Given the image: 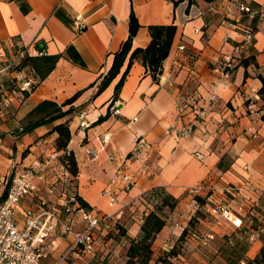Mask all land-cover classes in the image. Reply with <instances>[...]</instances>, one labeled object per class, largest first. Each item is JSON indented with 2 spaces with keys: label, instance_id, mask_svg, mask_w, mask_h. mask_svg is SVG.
I'll use <instances>...</instances> for the list:
<instances>
[{
  "label": "crops",
  "instance_id": "0c3cea01",
  "mask_svg": "<svg viewBox=\"0 0 264 264\" xmlns=\"http://www.w3.org/2000/svg\"><path fill=\"white\" fill-rule=\"evenodd\" d=\"M188 1L0 0V52L59 56L43 81L29 76L27 80L35 86L28 97L22 98L21 90H2L6 100L0 103V123L4 125L0 127V175L13 170L14 162L25 169L53 158L51 142L56 138L55 133H49L50 125L15 141L5 125L17 124L42 101L61 105L81 92L72 104L73 112L52 125L68 124L71 139L67 149L78 169L75 187L65 186L68 174L58 159L51 160L53 172L46 183L35 182L50 204L69 194L70 189L71 195L89 205L99 225L104 217L120 221L126 235L136 238L141 219L148 212L142 197L153 188L181 198L187 190L210 180L216 188L231 185L252 194L263 192L264 110L258 77L264 79V0H190L189 5ZM240 4L258 12L256 31L230 77L224 78V60L243 38L238 24ZM130 7L140 26L132 49L149 44L148 27L176 26L161 76L154 83L145 68L135 62L116 98L114 88L120 75L94 96L111 67L112 55L128 37ZM76 18L84 25L81 31ZM251 58L253 63L240 64ZM113 108H118L117 115H112ZM80 121L88 128H78ZM184 128H191V134L177 137ZM106 133L110 138L101 145L96 137ZM137 138L143 139L144 146L133 155L130 152ZM88 147L97 148L95 161L87 160ZM24 151L26 156L21 158ZM13 153L15 160L9 158ZM110 156L116 160L110 161ZM225 156L230 161L218 169ZM119 171L134 181L128 192L117 179ZM60 188L63 191L59 194ZM53 189H58L57 196ZM188 203L183 197L180 205ZM27 208L36 210V198L29 196L16 208L20 226ZM72 216L65 218L74 225ZM58 231L59 226L45 240L41 264H84L77 249L68 247L71 240ZM171 231L167 226L160 231L151 247L153 252L167 248L163 246ZM123 248L116 247L113 254ZM115 255H111V264L120 260Z\"/></svg>",
  "mask_w": 264,
  "mask_h": 264
},
{
  "label": "rangeland",
  "instance_id": "374dc122",
  "mask_svg": "<svg viewBox=\"0 0 264 264\" xmlns=\"http://www.w3.org/2000/svg\"><path fill=\"white\" fill-rule=\"evenodd\" d=\"M25 56L26 53L22 51L0 52V103L6 100L2 90H13L17 93L22 83L32 74L29 68L18 70ZM2 126L4 125L0 123V127ZM17 126V124L5 125L10 128V132H13ZM2 133L0 131V135ZM24 156L26 151L22 152L21 158ZM9 158L15 160L16 156L13 153ZM229 161V156L223 158L225 166ZM18 167L17 169H20ZM12 176L11 169L7 174L0 175V178H3V182L0 179V198L6 192ZM56 191L53 193L57 196ZM62 191L63 189L60 188L59 194ZM71 193L69 189V194L66 192V196H72ZM165 194L168 193L164 190L156 191L155 194L149 191L143 196L142 204L146 206L147 211L159 208L157 212L165 219L166 226L172 230L165 241L166 245L163 246L167 248L154 251L150 264H154L155 261H160L159 263L162 264H247V260H252L262 247L264 191L252 194L249 191L237 190L231 185L213 187L204 202L205 205H200L198 201L194 202L193 196L185 194L183 197L189 199L188 205L181 207L180 202L183 197L178 198L177 205L172 211L160 206ZM224 211H227V214H224ZM62 213L64 217L67 216L63 209ZM72 217L75 220V224L72 225L74 231L85 229V222L79 220L80 223H76L79 219L77 213H73ZM107 221L106 227L103 226L104 223L102 225L98 223L92 231L93 255L82 254L80 249H77L79 260L84 264H111L110 258L111 255H115L113 253L116 247H128V238L120 232V225H115L110 218ZM70 245L69 242L68 247ZM172 248L176 255L168 258L165 253ZM124 250L125 248L119 250L114 256L115 259L120 258L118 264L125 262Z\"/></svg>",
  "mask_w": 264,
  "mask_h": 264
},
{
  "label": "trees",
  "instance_id": "16d2710c",
  "mask_svg": "<svg viewBox=\"0 0 264 264\" xmlns=\"http://www.w3.org/2000/svg\"><path fill=\"white\" fill-rule=\"evenodd\" d=\"M190 3L191 1L189 0L188 5ZM241 6L244 5L240 4V19L238 21V24L241 29L249 30L254 34L256 31L258 12L254 11L253 7L250 5L244 6L248 9V12L242 10ZM250 13H254L252 19L249 18ZM139 28L140 26L136 20L132 7H130L128 16V37L121 44L118 51L112 55L111 67L100 81L94 96L100 95L110 85V83L118 75H120L119 81L114 88V98H116L129 73L131 66L135 62L140 63L145 68V71L148 72L154 83H158V80L162 73L163 62L168 56L176 33V26L172 24L148 27L147 31L150 37L149 44L145 48L132 49V40L138 32ZM241 53L234 57L235 61L232 72L234 71L237 63L240 60ZM58 60V55H26L20 62L18 70L22 68H29V70L32 72L33 77L36 78L38 82H41L54 70ZM249 62L253 63L254 59L251 58V60H241L240 64L247 65L249 64ZM124 66L125 68L123 72H121V69ZM258 79L261 83V88L258 91V95L262 102V110H264V79L262 77H258ZM34 86L35 83L32 84L29 91H22V98L28 97L29 92L33 90ZM80 93L81 92H77L61 105H58L52 101L40 102L33 109H31L20 121H18V126L15 127L14 131L12 132L13 137L16 140H19L21 137L31 134L37 128L51 125V130L49 133L56 134V138L51 142V144L55 152L58 154L57 159L59 164L66 170L68 174L66 182H64L65 186H69L70 188L75 187V177L78 173L77 164L73 153L70 151V156H66L64 154V152L68 150L67 144L71 139V133L66 121L55 126L52 125L55 122L68 117L73 112L72 104L80 95ZM262 119H264V114L262 115ZM223 158L218 163V169L225 167V165L223 164ZM210 183V180H206L200 183V185L204 187V190L196 195H192L194 197V202L198 201L200 202V205L204 204V202L209 197V191L213 188ZM53 191H55V189H53ZM150 191L155 194L156 191L163 192V189L153 188ZM5 194L6 192L0 198V201L4 198ZM72 196H74L75 200L78 202V209H82L84 211L91 210L89 205L80 197H78L77 195ZM177 200L178 198H174L169 194H165L161 199L160 206L166 207L169 211H172L177 205ZM157 211H159V208H157L156 210L151 209L145 216L142 217L139 234L136 238L128 237L123 225L119 221L113 220L115 225H120V232L122 233V235H125L128 238V247H124V264H150L152 262V244L155 241L156 236L166 226L165 219ZM107 222L108 221L106 220V224ZM165 255L168 258L174 257L176 255L174 248H172L170 251H167ZM159 262L160 261H155L154 264H162ZM247 264H264V242L257 255L252 260H247Z\"/></svg>",
  "mask_w": 264,
  "mask_h": 264
},
{
  "label": "built area",
  "instance_id": "2783aa9c",
  "mask_svg": "<svg viewBox=\"0 0 264 264\" xmlns=\"http://www.w3.org/2000/svg\"><path fill=\"white\" fill-rule=\"evenodd\" d=\"M242 10L248 12V9L241 6ZM254 13L249 14V18L252 19ZM78 28L81 31L84 28L79 18H76ZM242 30V41L235 45L232 49V54L228 56L223 63L221 75L224 78H229L234 68V57L239 53L248 49L253 40V33L246 29ZM32 82L25 81L20 87L21 91H29L32 86ZM186 107V106H185ZM194 110L193 107H191ZM112 115L118 114V108L111 109ZM201 113V112H200ZM199 113V114H200ZM83 118V115H80ZM84 121H80L78 128H88ZM191 128H184L177 137H187L191 134ZM110 138V134L106 133L102 136H97L101 145L106 143ZM144 141L142 138H137L134 141V146L130 154L137 155L143 148ZM66 156H70V151L64 152ZM58 154L54 150L53 158L36 164L33 167L25 169H17L18 163L12 164L13 176L10 184L6 190L4 198L0 201V264H41L43 253L45 250V240L54 233L56 227L59 226V235L69 238L71 240V249H80L82 254L93 255L94 246L92 231L99 221L92 217L89 211L78 209V202L74 196L63 195L56 203L50 204L49 201L43 197L39 191V187L35 182L39 184L46 183L47 177L51 176L53 170L50 165L52 159L57 160ZM86 157L88 161H95L98 158V150L95 147L86 148ZM110 161H115L114 156L109 157ZM123 166L120 164L119 169ZM118 169V170H119ZM117 179L122 183L123 190L128 192L134 185V181L131 176L118 172ZM235 189H237L235 187ZM204 190L202 185H197L186 191L188 196L196 195ZM239 190V189H237ZM29 196H33L37 200L36 210L27 208L24 210V222L23 225H19L16 221V208L21 202ZM110 205H115V199L112 198ZM62 209L67 214V217L73 213H77L80 219L86 223L85 229L82 231H74L72 229V220L65 218L62 213ZM215 213V209L213 210ZM227 214V211H224ZM108 218H102L101 223L106 227V220ZM238 220V219H237ZM237 226V225H236Z\"/></svg>",
  "mask_w": 264,
  "mask_h": 264
}]
</instances>
